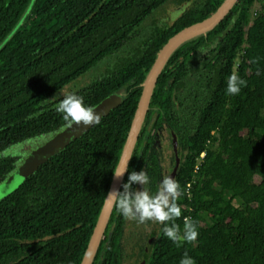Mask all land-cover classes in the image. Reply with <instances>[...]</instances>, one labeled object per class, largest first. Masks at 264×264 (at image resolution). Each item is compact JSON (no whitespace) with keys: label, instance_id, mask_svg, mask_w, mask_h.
Segmentation results:
<instances>
[{"label":"trees","instance_id":"1","mask_svg":"<svg viewBox=\"0 0 264 264\" xmlns=\"http://www.w3.org/2000/svg\"><path fill=\"white\" fill-rule=\"evenodd\" d=\"M171 1L0 0V154L67 127L55 110L65 94L92 108L121 97L0 199V264H81L160 49L225 0H182L185 9L166 20L161 10ZM232 73L246 84L226 95ZM177 157L174 222L182 231L191 219L195 241L173 243L158 224L150 244L137 235L126 251L127 218L113 206L92 264H179L185 252L195 264H264V0H238L169 57L122 183L143 168L145 190L155 193ZM17 163L0 155V182Z\"/></svg>","mask_w":264,"mask_h":264},{"label":"clouds","instance_id":"2","mask_svg":"<svg viewBox=\"0 0 264 264\" xmlns=\"http://www.w3.org/2000/svg\"><path fill=\"white\" fill-rule=\"evenodd\" d=\"M245 84L244 79L232 73L227 78L225 94L236 95ZM55 110L61 114L68 127L74 124L88 126L100 122V114L95 112L91 106H87L82 97L75 93L63 95L56 104ZM127 161L122 167L117 165L112 168L114 178L118 179L124 175L127 171ZM148 182L149 176L143 168L139 171H130L120 189L111 190L106 197L111 198L116 212L124 218L136 219L139 223L153 221L161 224L163 236L173 243L195 241L198 232L191 219L184 218L182 231L174 222L181 216V208L177 204L180 194L178 182L171 176H164L155 193L145 190L144 185ZM134 184L142 187L134 188ZM179 264H195V261L185 252Z\"/></svg>","mask_w":264,"mask_h":264},{"label":"water","instance_id":"3","mask_svg":"<svg viewBox=\"0 0 264 264\" xmlns=\"http://www.w3.org/2000/svg\"><path fill=\"white\" fill-rule=\"evenodd\" d=\"M237 1L238 0H225L224 3L219 7V9L214 14L179 30L177 33L171 36L168 39V41L165 43V45L160 49L158 57L145 79L142 95L140 97L135 115L133 117L131 128L129 130L123 148V152L118 162L119 166L122 167L124 163L127 161L128 157L131 156L133 152L135 142L138 139L145 114L149 108L150 101L154 93V88L157 83L158 75L163 70L169 57L184 42L196 36L204 34L210 31L213 27H215L228 14V12L231 10L233 5ZM185 7L186 5L182 4L179 10L183 11ZM88 126H85L83 124L81 125L74 124L72 127L67 126L64 129L60 130L55 135L54 138H51L48 141V143H46L41 148L34 150L29 154V156L26 158L28 165L36 168L42 161L48 159L52 155L62 150L72 139L80 136L85 131V129H87ZM174 148L175 150L177 149V138L175 136H174ZM129 161L130 158L127 161V168ZM179 162L180 159L177 157L175 167L169 176L173 178L175 177L178 170ZM125 173L122 177L118 179L114 178V176L112 177V182L108 193L113 189H120ZM113 206L114 204L111 198L106 197L100 216L94 227L93 233L91 235L88 247L85 251L81 264L93 263L94 255L97 252V249L101 243L102 236L108 224Z\"/></svg>","mask_w":264,"mask_h":264},{"label":"rangeland","instance_id":"4","mask_svg":"<svg viewBox=\"0 0 264 264\" xmlns=\"http://www.w3.org/2000/svg\"><path fill=\"white\" fill-rule=\"evenodd\" d=\"M197 1V0H196ZM182 0H172L165 8L161 10V16L164 19L173 20L177 18L180 15L179 8L182 5ZM257 6L254 7L253 10H255ZM115 59L114 56L109 58L107 61L103 63V66L101 65L99 68L95 70L89 71L90 73H87V77L85 79H90L91 77H95L99 75L102 71H104L105 67L110 64ZM84 79V80H85ZM84 82V81H83ZM87 80H85V83ZM121 97L118 93H114L110 95L108 98L104 99V102L99 105L97 108H94L95 112H99L100 117L105 115L108 111H110L112 108L120 104ZM103 112V113H100ZM50 137L49 134H42L39 136H36L32 139L23 141L22 143H18L15 145L10 146L9 148L5 149L1 152L0 155L4 156H15L18 159V163L16 164V168L13 172H11L4 180L0 182V199L14 191L24 180L25 177H27L32 171L34 170L32 166H29L26 157L33 152L34 150H37L44 146L48 141L51 139H48ZM169 154L168 148H164V151L161 153L163 155L164 160H167ZM205 153L203 152V155ZM173 171V169H172ZM172 172L169 173V175ZM141 185H138V188H141ZM145 188V185H144ZM236 204H239V201H235ZM244 205V204H240ZM139 222L136 219H127L126 222V231H125V242H126V251L132 250V245L135 243V240L137 239V235H140L142 238L146 239V242L150 244L152 241L151 235H149L150 231L152 229L157 228L158 224L153 221H145L144 226L137 225ZM143 228V231L139 234H134V231L137 229ZM131 235V236H130Z\"/></svg>","mask_w":264,"mask_h":264}]
</instances>
